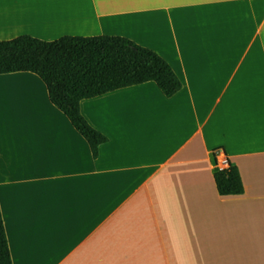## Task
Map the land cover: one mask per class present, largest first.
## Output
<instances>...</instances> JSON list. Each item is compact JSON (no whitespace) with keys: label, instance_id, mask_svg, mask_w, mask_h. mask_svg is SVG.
Returning <instances> with one entry per match:
<instances>
[{"label":"crops","instance_id":"0c3cea01","mask_svg":"<svg viewBox=\"0 0 264 264\" xmlns=\"http://www.w3.org/2000/svg\"><path fill=\"white\" fill-rule=\"evenodd\" d=\"M122 37L154 82L80 103L90 145L32 73L0 75V208L13 264H264V0H0V41ZM244 194L223 197L214 151Z\"/></svg>","mask_w":264,"mask_h":264},{"label":"trees","instance_id":"16d2710c","mask_svg":"<svg viewBox=\"0 0 264 264\" xmlns=\"http://www.w3.org/2000/svg\"><path fill=\"white\" fill-rule=\"evenodd\" d=\"M32 73L46 85L50 102L90 145L94 159L108 138L91 127L80 111L83 100L154 82L168 98L182 82L161 56L122 37H64L42 41L28 36L0 41V75ZM223 197L241 196L245 188L230 164L214 175ZM0 264H13L0 208Z\"/></svg>","mask_w":264,"mask_h":264},{"label":"built area","instance_id":"2783aa9c","mask_svg":"<svg viewBox=\"0 0 264 264\" xmlns=\"http://www.w3.org/2000/svg\"><path fill=\"white\" fill-rule=\"evenodd\" d=\"M213 155L216 164L220 169H227L230 166V162L228 161L227 157L224 155V151L222 149H216Z\"/></svg>","mask_w":264,"mask_h":264}]
</instances>
